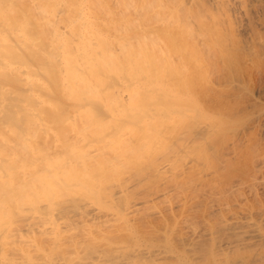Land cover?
<instances>
[{
  "label": "bare ground",
  "instance_id": "bare-ground-1",
  "mask_svg": "<svg viewBox=\"0 0 264 264\" xmlns=\"http://www.w3.org/2000/svg\"><path fill=\"white\" fill-rule=\"evenodd\" d=\"M259 5L0 0V264H264L260 165L201 101L261 70Z\"/></svg>",
  "mask_w": 264,
  "mask_h": 264
},
{
  "label": "rangeland",
  "instance_id": "rangeland-1",
  "mask_svg": "<svg viewBox=\"0 0 264 264\" xmlns=\"http://www.w3.org/2000/svg\"><path fill=\"white\" fill-rule=\"evenodd\" d=\"M256 4L259 5L258 9L264 20V0H256ZM259 30L264 34V27ZM243 32L239 37L245 43L250 39V35L247 31ZM261 64L262 67L258 73L253 71L249 64L248 68L245 70L243 68L242 79L244 82L242 80L241 83L234 81L226 71L212 70L213 73H210L211 84L217 93L201 99L210 108L213 118L234 123V127L226 136L232 140L228 141L225 151L228 152L227 155L230 158H234V161L241 160L240 164H244L247 157H254L261 169V172L257 174L259 180L264 178V56H261ZM252 71L254 73L250 75ZM234 139L240 141L242 146L254 144V153L248 156L244 151L242 154L234 153L232 149ZM257 190L264 197V184L257 187ZM249 196L251 200L253 195Z\"/></svg>",
  "mask_w": 264,
  "mask_h": 264
}]
</instances>
